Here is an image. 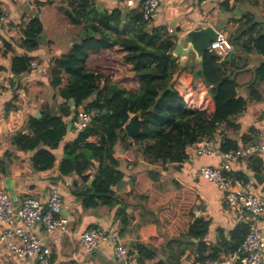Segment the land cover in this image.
I'll return each instance as SVG.
<instances>
[{
    "label": "trees",
    "instance_id": "1",
    "mask_svg": "<svg viewBox=\"0 0 264 264\" xmlns=\"http://www.w3.org/2000/svg\"><path fill=\"white\" fill-rule=\"evenodd\" d=\"M32 1L38 5L50 4L72 24L93 31V35L86 34L67 53L51 62V87L63 99L61 115L43 110L42 118L30 119L29 134L18 132L13 136V143L21 151H35L33 168L45 171L55 165L54 151L68 132L67 121L79 113L80 107L98 109L100 114L90 125L64 146L65 158L60 164L62 175L77 174L81 178L82 186L77 184L74 194L80 197L83 208L102 205L112 208L120 203L115 188L126 174L121 169L117 150H123L129 166L137 161L139 153L149 166L131 176L129 193L141 204V231H147L153 238L162 234L170 244L199 240L189 243L194 244L197 260L202 263L217 259L220 245L228 252L239 250L249 224H239L231 232L233 243L221 241L209 247L204 240L209 222L195 214L197 192L180 183L165 189L157 181L161 169L168 170L173 164L179 168L185 162L188 147L203 138L214 137L221 125L247 109V99L238 94V49L264 57V32H258L259 24L253 21L251 13L245 15L250 23L237 37L235 57L221 59L216 53L207 52L197 67L195 61L181 64L179 56L174 55L178 37L170 35L165 26L145 21L138 7L108 11L100 10L94 0ZM229 7L227 2L226 9ZM42 32L43 23L38 16L26 22L22 45L28 53L13 58L15 74L31 71L35 57L29 53L39 49ZM243 35H248L246 40L242 39ZM226 75L229 78L219 86ZM198 78L204 89L196 83ZM258 82H264V62L255 68L254 79L248 85L250 98L256 100L262 98L256 87ZM211 84L213 87L206 89ZM201 93L205 97L199 99ZM70 101L74 102V108ZM138 112H142V134L136 140H129L125 125L130 115ZM237 149L235 141L223 139L221 151ZM246 159L259 177L264 169L263 157L252 155ZM154 165L160 170L151 167ZM6 169L0 161V174H5ZM91 175L94 180L89 184ZM235 176L249 180L242 172H236ZM124 219L122 224L127 225L130 218L126 215ZM136 249L140 263L157 257L153 245L142 244ZM172 252L168 262L156 264H174L170 259H179L183 254L176 255L174 249Z\"/></svg>",
    "mask_w": 264,
    "mask_h": 264
},
{
    "label": "crops",
    "instance_id": "2",
    "mask_svg": "<svg viewBox=\"0 0 264 264\" xmlns=\"http://www.w3.org/2000/svg\"><path fill=\"white\" fill-rule=\"evenodd\" d=\"M100 10H124L119 0H94ZM227 2L230 7L226 9ZM264 0H160V6L155 18L154 26H165L173 30V36L178 37L190 29H199L211 25L218 31L224 32L231 40L234 49L237 48V37L241 35L250 23L245 15L251 13L254 22L259 24L258 32H264ZM38 16L43 23V32L39 38V49L29 53L38 62L37 68L20 75L12 71L13 58L18 54L28 53L22 45L23 31L26 22ZM249 21V22H248ZM82 31L87 30L72 24L54 6L50 4L38 5L32 0H0V161L7 166L5 174H0V190L7 192L19 207L27 198H36L47 202L51 189L57 187L62 193L64 208L62 215L69 220V233L63 231L47 232L40 226L35 227L37 236L52 248V264L76 262L77 264H123L118 260L111 243H103L99 249L91 251L80 240L81 233L90 227L101 226L106 229H119L122 242L127 245L130 255L129 264H156L167 261L170 252L183 254L179 259L172 257L174 264H239L235 260V251H226L220 245L217 259L202 263L197 260L198 253L193 243L199 240L184 241L182 244H170L169 239L162 234L151 237L148 232L141 231V204L134 194H130L131 176L142 168L149 166L148 162L137 153V161L130 164L124 160L122 149L117 150V156L122 161L121 169L126 178L116 187L120 203L114 207L102 205L96 208L84 209L80 197L74 194L77 184L82 186V180L77 174L62 175L60 164L65 158L64 146L74 140L78 132L73 129L67 132L60 146L55 149V165L45 171L33 168L32 157L35 151H21L14 143L13 136L22 132L29 134V122L38 112L50 111L60 116V105L63 99L59 92L51 87L50 66L53 58L67 53L72 46L81 40ZM248 35H243L246 40ZM235 52V50H234ZM238 69L236 80L239 83L238 94L247 99L245 112L232 117L227 124L221 125L213 140L220 145L224 138L231 139L239 147L257 142L264 133V82L256 83L261 95L260 100L250 98L249 83L254 79V70L264 57L249 54L238 49ZM177 55V52H174ZM236 52L233 56L235 57ZM181 64L195 61L200 64L193 52L179 55ZM189 81V80H188ZM196 83L204 89V84L198 78ZM204 93V92H203ZM200 94L201 99L205 96ZM42 118V117H41ZM129 137V136H128ZM129 140H132L129 137ZM263 157L264 155L260 156ZM221 163L219 156H189L178 168L177 164L169 165L168 170H162L159 180L165 189H172L180 183L195 190L199 196L198 206L201 214L196 216L209 222L208 233L205 237L206 245L214 247L222 241L232 242L231 232L243 223L249 224V219L241 214H235L227 208L222 192L211 182L200 175L203 166ZM160 170L158 165L151 166ZM236 172H242L254 180L256 191L264 198V169L259 177L255 176L253 168L247 159H242L234 166ZM93 172V171H92ZM89 173H91L89 171ZM89 184L94 176L91 175ZM244 179V178H243ZM69 183V185H67ZM128 215L130 222L122 224ZM124 220V221H123ZM8 226L0 221V235ZM158 235V236H157ZM153 245L157 257L153 260L138 261L137 246ZM173 253V252H172ZM0 264H19L16 256L0 239ZM23 264H34L26 260Z\"/></svg>",
    "mask_w": 264,
    "mask_h": 264
},
{
    "label": "built area",
    "instance_id": "3",
    "mask_svg": "<svg viewBox=\"0 0 264 264\" xmlns=\"http://www.w3.org/2000/svg\"><path fill=\"white\" fill-rule=\"evenodd\" d=\"M119 3L124 10L140 8L143 19L147 22H152L161 4L160 0H119ZM169 34L173 35V30H169ZM210 51L224 59L234 52V46L224 32L218 31L217 39L211 43ZM38 66V62H31L32 68ZM212 87L211 84L206 89ZM99 114L98 109L80 107L79 113L73 118L72 129L75 132L83 131ZM89 140L94 141L93 138ZM187 154L188 157L194 155L221 158V163L217 166H203L200 175L222 192L223 200L230 211L249 219L247 237L232 257L240 264H264V198L257 193L254 180L235 176L234 168L242 159L252 155H264V133L259 141L227 152L221 151V144H216L213 138L206 137L188 147ZM63 208L62 193L57 187L50 190L47 202L27 198L19 207H15L7 192L0 190V221L8 226L1 233L0 239L14 253L19 264L26 260H32L34 264H52V248L37 236L35 227L40 226L51 233L54 231L69 233V220L62 215ZM195 213L201 214L202 211L198 209ZM80 240L91 251L109 242L113 245L118 260L123 264L130 263L129 250L122 242L119 229L90 227L81 233ZM211 264L218 262L211 261Z\"/></svg>",
    "mask_w": 264,
    "mask_h": 264
},
{
    "label": "water",
    "instance_id": "4",
    "mask_svg": "<svg viewBox=\"0 0 264 264\" xmlns=\"http://www.w3.org/2000/svg\"><path fill=\"white\" fill-rule=\"evenodd\" d=\"M87 34L93 35V31L88 30ZM82 37L85 32L82 31ZM218 30L211 25L203 26L199 29H190L177 38L176 52L179 56L182 53L193 52L198 61H202L205 54L210 51V46L213 41L217 39ZM235 52H232L228 56V60H231ZM229 77L226 75L222 78L219 86L224 83ZM70 105L74 108V102L70 101ZM142 112L137 114H131L130 120L125 125L127 135L132 139L136 140L142 134L143 120L141 119ZM41 112L35 115V118H41ZM73 119L67 121L68 132L72 130Z\"/></svg>",
    "mask_w": 264,
    "mask_h": 264
},
{
    "label": "rangeland",
    "instance_id": "5",
    "mask_svg": "<svg viewBox=\"0 0 264 264\" xmlns=\"http://www.w3.org/2000/svg\"><path fill=\"white\" fill-rule=\"evenodd\" d=\"M263 4H264V2H260V6H263ZM229 38V37H228ZM199 99H201V97L199 98ZM209 106H211V105H209ZM209 109H211V107H209ZM174 187H175V185H174ZM173 187V188H174Z\"/></svg>",
    "mask_w": 264,
    "mask_h": 264
}]
</instances>
